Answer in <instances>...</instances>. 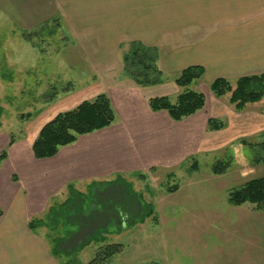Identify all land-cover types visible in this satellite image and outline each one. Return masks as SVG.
I'll return each instance as SVG.
<instances>
[{
  "label": "rangeland",
  "instance_id": "obj_1",
  "mask_svg": "<svg viewBox=\"0 0 264 264\" xmlns=\"http://www.w3.org/2000/svg\"><path fill=\"white\" fill-rule=\"evenodd\" d=\"M63 1L0 0V154L27 147L54 114L90 99L102 85L111 81L123 86L125 78L128 84L136 82L124 67L128 44L112 52L97 51L93 37L71 20ZM158 59L159 50L156 66L162 70ZM129 67L136 71L132 64ZM143 69L140 65L136 74L145 78ZM109 71L124 79L104 78ZM149 73L158 78L156 69ZM163 76L162 83L141 87L153 97L167 95L175 102L183 88L175 83L180 93H169L174 83H164L166 73ZM203 78L191 88L205 92L207 106L202 110L207 124H201L198 138L185 147L175 168L71 184L50 193L48 207L32 218L50 222L52 229L39 224L35 229L46 233L51 255L58 254L52 243L57 236L70 234L74 246L78 236L96 234L79 252L81 263L90 262L101 247L121 243L123 251L107 264H264V211L251 203L236 206L229 201L233 189L264 176V161H258L264 150L257 147L253 155L246 154L240 142L243 138L264 142V97L238 110L230 101L231 93L216 96L210 87L214 80ZM210 118L222 121L224 127L209 130ZM186 153L192 154L185 157ZM232 153L233 165L226 173L215 174L213 166ZM196 163L199 167L193 170ZM117 207L128 215L116 213ZM60 254L62 262L74 259Z\"/></svg>",
  "mask_w": 264,
  "mask_h": 264
},
{
  "label": "crops",
  "instance_id": "obj_2",
  "mask_svg": "<svg viewBox=\"0 0 264 264\" xmlns=\"http://www.w3.org/2000/svg\"><path fill=\"white\" fill-rule=\"evenodd\" d=\"M63 3L68 5V15L78 28L93 37L97 51H116L133 40L156 46L159 66L168 79L164 83H174L175 88L168 92L176 96L181 91L175 85L176 79L191 65L203 66L208 81L225 78L233 82L264 74V0ZM110 72L103 77L118 82L124 79L118 72ZM125 79L123 86L110 81L101 90V84L92 87L100 91L90 99L107 93L112 101L117 117L110 127L80 135L76 142L61 147L56 156L38 159L30 146L59 111L40 126L32 143L12 149L0 170V264H63L51 255L46 233L29 227L32 217L48 207L50 193L63 191L71 184L175 168L184 157L185 147L198 138L201 124L206 126L205 110L182 121L173 120L166 110L153 111L150 99L155 94ZM14 174L18 180H14Z\"/></svg>",
  "mask_w": 264,
  "mask_h": 264
},
{
  "label": "trees",
  "instance_id": "obj_3",
  "mask_svg": "<svg viewBox=\"0 0 264 264\" xmlns=\"http://www.w3.org/2000/svg\"><path fill=\"white\" fill-rule=\"evenodd\" d=\"M127 50L123 61L124 67L128 71L127 75L129 78L134 79L136 83L141 86L162 83L164 81L163 71L157 69L158 67L156 66V59L158 57L157 47L148 46L141 41L133 40L128 43ZM130 64L136 67V71L139 66L142 65V67H144L143 74L146 73L145 75L147 76L145 78L139 77V73L137 75L136 71H131L129 67ZM154 69H156L154 75L155 77L157 75L158 78L149 76V72ZM141 70L142 69H140V71ZM205 72V68L200 65H191L183 69L176 79L177 85L183 88L177 100L173 102L167 95L152 97L150 99L151 109L153 111L166 110L175 121H182L198 113L206 105V96L203 92L192 89L191 85L195 81L201 80ZM210 87L218 97L231 93L230 101L236 105L238 110H241L245 108L248 103L258 102L264 97V74L241 77L236 81V85H233L228 79L217 78L211 83ZM116 117V111L109 95L107 93H99L93 99L84 100L72 109L59 112L53 119L47 122L33 142V153L38 159L54 157L58 154L61 147L76 142L80 135L110 127L116 121ZM223 127L224 124L222 121L216 118H210L208 120L209 130H218ZM240 142L245 146L244 152L246 154L253 155L254 149L257 147H261L264 150V142L255 144L247 138L241 139ZM13 143L14 140L12 138L10 144L13 145ZM8 156L9 153L7 150L0 154V169L3 161L7 159ZM252 157V159H254V156ZM234 159L235 156L232 153L228 155L227 159L219 160L213 166V172L215 174L226 173L233 165ZM258 161H264V156L261 159L259 158ZM194 167L193 170H197L199 165L196 163ZM14 180H17V176H14ZM73 201L72 199V202ZM229 201L232 205L236 206L251 203L255 206L256 210L264 211V176L250 179L240 187L233 189L229 194ZM64 203L67 202H63V204ZM53 209L54 205L50 207V215ZM137 209L140 210L139 207ZM116 211L119 215L120 213L124 216L128 215L126 211L124 213L119 211L118 207ZM2 214L3 211L0 208V216ZM110 220H112V217ZM61 223H63V221ZM37 224H39L40 227L47 226L52 229L50 222H46L42 218L35 217L29 221V227L33 230H36ZM64 224H62V226H64ZM69 235L68 233L65 234V236L60 235L53 240L54 242L52 243H54L55 252L58 254L62 253L63 255H74L73 261L62 262L59 259L63 264H79V252L96 238V234H88L84 236L83 239L81 237L82 235L78 236L77 242H79L74 246H72L68 240ZM99 240L100 242L105 241L103 237L99 238ZM123 246L124 245L121 243L107 244L98 249L96 256L87 264H107L111 257L123 251ZM55 252L54 254H56ZM57 255H55V257L59 258Z\"/></svg>",
  "mask_w": 264,
  "mask_h": 264
}]
</instances>
